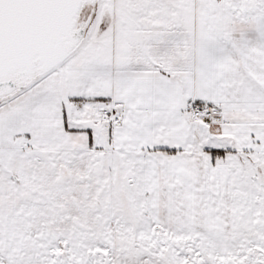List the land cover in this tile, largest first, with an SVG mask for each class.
<instances>
[{
    "label": "snow or ice",
    "instance_id": "6c2138e0",
    "mask_svg": "<svg viewBox=\"0 0 264 264\" xmlns=\"http://www.w3.org/2000/svg\"><path fill=\"white\" fill-rule=\"evenodd\" d=\"M0 264H264V0H0Z\"/></svg>",
    "mask_w": 264,
    "mask_h": 264
}]
</instances>
